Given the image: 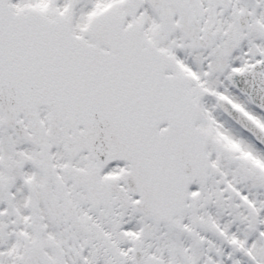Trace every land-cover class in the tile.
Returning a JSON list of instances; mask_svg holds the SVG:
<instances>
[{"label": "snow or ice", "instance_id": "snow-or-ice-1", "mask_svg": "<svg viewBox=\"0 0 264 264\" xmlns=\"http://www.w3.org/2000/svg\"><path fill=\"white\" fill-rule=\"evenodd\" d=\"M0 264H264V0H0Z\"/></svg>", "mask_w": 264, "mask_h": 264}]
</instances>
